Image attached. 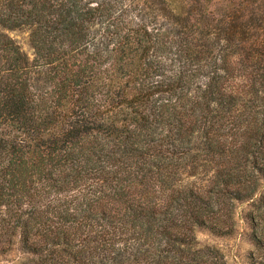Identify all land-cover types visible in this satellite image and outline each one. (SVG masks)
<instances>
[{
  "label": "trees",
  "instance_id": "trees-1",
  "mask_svg": "<svg viewBox=\"0 0 264 264\" xmlns=\"http://www.w3.org/2000/svg\"><path fill=\"white\" fill-rule=\"evenodd\" d=\"M200 231L264 264V0H0V260L228 264Z\"/></svg>",
  "mask_w": 264,
  "mask_h": 264
},
{
  "label": "rangeland",
  "instance_id": "rangeland-1",
  "mask_svg": "<svg viewBox=\"0 0 264 264\" xmlns=\"http://www.w3.org/2000/svg\"><path fill=\"white\" fill-rule=\"evenodd\" d=\"M10 36L16 41L23 52L32 55V49L28 42V33L24 31L11 32ZM244 235H235L232 237H222L211 234L207 231L197 233V240L201 245L210 246L218 249L224 256L228 264H249L253 256V246L244 238ZM0 264H13L12 262H3Z\"/></svg>",
  "mask_w": 264,
  "mask_h": 264
}]
</instances>
